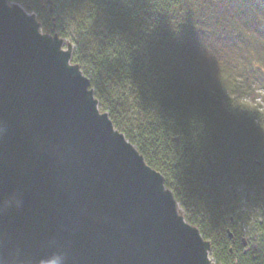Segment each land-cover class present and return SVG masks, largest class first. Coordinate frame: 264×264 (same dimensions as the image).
Segmentation results:
<instances>
[{"label": "trees", "instance_id": "trees-1", "mask_svg": "<svg viewBox=\"0 0 264 264\" xmlns=\"http://www.w3.org/2000/svg\"><path fill=\"white\" fill-rule=\"evenodd\" d=\"M11 1L66 39L213 264H264V0Z\"/></svg>", "mask_w": 264, "mask_h": 264}, {"label": "water", "instance_id": "water-1", "mask_svg": "<svg viewBox=\"0 0 264 264\" xmlns=\"http://www.w3.org/2000/svg\"><path fill=\"white\" fill-rule=\"evenodd\" d=\"M70 46L0 0V264H213Z\"/></svg>", "mask_w": 264, "mask_h": 264}, {"label": "rangeland", "instance_id": "rangeland-1", "mask_svg": "<svg viewBox=\"0 0 264 264\" xmlns=\"http://www.w3.org/2000/svg\"><path fill=\"white\" fill-rule=\"evenodd\" d=\"M6 1V3L8 4V5H12L13 3H16V2H14V1H11V0H5ZM18 5H20L19 3H17ZM21 6V5H20ZM28 14H33L34 15V17H35V20L37 21V23L40 25V27H39V32L40 33H42V34H45V35H48V36H50V37H53L54 35H56L59 39H61L62 40V48L63 49H66L67 48V46H68V42L66 41V39H64V38H61V37H59L58 36V34H52V33H46V32H44L43 31V29L41 28V24H40V22L37 20V16H36V14H34V13H30V12H27ZM262 97H264V90H257L256 92H255V94H254V96H253V100L255 101V102H261L262 101ZM177 210L179 211V207H178V205H177Z\"/></svg>", "mask_w": 264, "mask_h": 264}]
</instances>
